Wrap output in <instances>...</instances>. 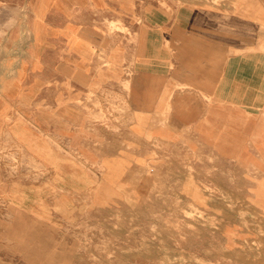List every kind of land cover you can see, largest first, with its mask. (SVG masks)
<instances>
[{
    "label": "rangeland",
    "instance_id": "374dc122",
    "mask_svg": "<svg viewBox=\"0 0 264 264\" xmlns=\"http://www.w3.org/2000/svg\"><path fill=\"white\" fill-rule=\"evenodd\" d=\"M29 3L0 6L13 16L2 32L0 71L19 79L24 94L26 79L15 73L32 38L41 40L46 0L30 27ZM256 4L264 8V0L48 1L42 23L52 31V67L81 66L87 77L52 68L39 90L49 98L50 127L30 146L11 129L17 106L4 117L0 264H264V154L248 148L237 166L220 165L203 143L208 133L194 124L214 107L213 96L173 78L181 65L196 73L203 64L184 47L194 26ZM14 23L20 35L12 40L6 31ZM141 77L163 86V108L147 117L129 93ZM155 126L173 133L162 138Z\"/></svg>",
    "mask_w": 264,
    "mask_h": 264
},
{
    "label": "crops",
    "instance_id": "0c3cea01",
    "mask_svg": "<svg viewBox=\"0 0 264 264\" xmlns=\"http://www.w3.org/2000/svg\"><path fill=\"white\" fill-rule=\"evenodd\" d=\"M39 1L31 0L29 3L28 0H0V6L2 4L23 5L29 3L32 6V17L28 25L30 27L31 22L35 19V9L38 7ZM48 1L46 0L39 21L43 32L41 40L36 44L32 38L28 58L19 65L18 71L15 73L17 78L25 77L26 86L30 92L20 93L19 89L15 88V85L20 86L19 79L15 81L16 79H11L8 75L4 76L0 71V127L3 126L4 117L9 114L11 107L17 106L20 116L13 123L11 129L13 133L15 132V136L17 135L16 137L29 146L34 142V133L36 131L47 132L51 122V111L47 105L49 98L45 92L40 93L39 91L41 88L45 89L50 81L53 68L50 61L49 41L52 31L42 23V20L45 19ZM195 16V13H192V20ZM202 17L207 16L202 15ZM12 20V15L0 14V48L3 45L4 25H9ZM202 20L205 21V19ZM19 32L15 23L6 31L9 39L17 38L20 35ZM196 32L200 33L198 39H194ZM210 32L217 33L218 36H210ZM192 34V39L188 40L184 47L188 51L190 49V55L191 51L197 52L198 57L200 55L203 58V64L201 67L197 66L200 68H196V73L195 71L191 72L187 64L181 65L176 69L173 78L181 84L192 85L194 90L196 87L204 94L208 92L216 102L213 108L208 106V110L202 111L201 118L194 123L195 130L202 134L208 133V138L202 136L203 143L206 147L214 149V153L220 157V165L224 167L233 161L235 162L234 166H237L240 159L243 162L248 148L254 147L257 150L256 155H258V150L264 154V8L258 7L256 4L255 8L251 7L233 15H218V19L208 16V22H204L202 27L194 26ZM228 49L229 53L227 54ZM194 67L192 66V68ZM1 69L2 67H0ZM53 69L58 74L65 76L69 73L80 80L87 77V73L81 66L72 72H67L65 62H60ZM144 70L146 72V69ZM139 73L146 75L140 70ZM212 80H214L213 83ZM152 84L154 83L147 82L142 77L130 83V99L132 103L134 102L133 106L139 116L144 117L143 115L148 114V110H151L152 107L161 110L164 106L163 93L161 92L162 82L158 86ZM198 99L204 100L200 96ZM18 101L26 102L25 106L17 104ZM35 102H42L40 104L42 108ZM170 131L172 130H163L155 126L153 133L162 138H169L173 133ZM18 132L20 135L17 134ZM45 153L43 151L44 156ZM260 181H262L260 185L263 186L264 175Z\"/></svg>",
    "mask_w": 264,
    "mask_h": 264
},
{
    "label": "bare ground",
    "instance_id": "6f19581e",
    "mask_svg": "<svg viewBox=\"0 0 264 264\" xmlns=\"http://www.w3.org/2000/svg\"><path fill=\"white\" fill-rule=\"evenodd\" d=\"M85 1V0H84ZM221 2V1H220ZM83 3V2H82ZM186 3H189V2H186ZM221 4H222V2H221ZM220 3H219V5H221ZM226 4V3H225ZM185 8V7H184ZM181 11H182V9H181ZM183 12V11H182ZM187 12V11H186ZM201 12V11H200ZM183 15H184V13H183ZM178 21V20H177ZM195 21H197V19H195ZM214 21V20H213ZM216 22V21H215ZM181 24H183V23H181ZM190 24V23H189ZM188 24V25H189ZM205 26V25H204ZM192 28V27H191ZM200 30V29H199ZM202 33H203V31H201ZM260 34V33H259ZM181 36V35H180ZM216 44V43H215ZM263 57V56H262ZM251 62V61H250ZM251 64V63H250ZM258 65V63L256 64V66ZM249 66V65H248ZM253 66V65H252ZM257 70V69H256ZM234 78V77H233ZM251 90V89H250ZM259 92V91H258ZM259 95V94H258ZM258 97H260V96H258ZM254 105V104H253ZM227 112V111H226ZM138 116H139V113H138ZM208 118V117H207ZM216 118H218V117H216ZM213 119V118H212ZM220 120V119H219ZM220 124V123H219ZM220 126V125H219ZM225 126V125H224ZM222 127V126H221ZM71 168V167H70ZM36 228V227H35ZM37 234V233H36Z\"/></svg>",
    "mask_w": 264,
    "mask_h": 264
}]
</instances>
